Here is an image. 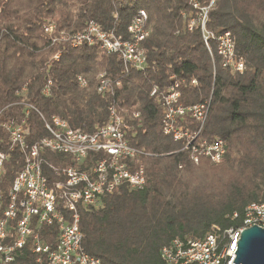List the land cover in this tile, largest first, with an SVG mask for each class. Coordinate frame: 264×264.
Wrapping results in <instances>:
<instances>
[{
    "label": "trees",
    "instance_id": "1",
    "mask_svg": "<svg viewBox=\"0 0 264 264\" xmlns=\"http://www.w3.org/2000/svg\"><path fill=\"white\" fill-rule=\"evenodd\" d=\"M210 1L200 0L203 6ZM138 10L146 12L149 29L141 43L143 70L124 73L118 55L96 46L52 45L43 31L53 23L56 32L72 34L95 22L127 38L125 29ZM191 16L195 12L187 0H0V121L25 118L30 145L46 136L35 110L45 119L58 116L71 128L92 133L107 123V109L114 104L130 129L129 145L149 154L142 161L141 190L121 187L94 206L78 207L83 247L101 264H163L160 250L171 240L203 238L212 225L239 227L245 206L264 201V0H214L208 11L209 30L231 33L235 51L245 61L241 74L221 67L214 44L210 58L199 28L187 29ZM102 74L120 82L112 97L97 92ZM172 77L180 84L182 104L211 99L200 138L225 142L219 164L201 158L196 167L183 142L162 134L161 105L150 92L157 88L159 97L165 94ZM46 86L47 95L42 93ZM26 104L35 110L25 117ZM180 124L190 131L198 128L187 116ZM9 147L0 129V150L8 154L0 219L6 192L23 167V153ZM45 158L55 165L71 163L67 155L47 152ZM39 233L44 244L54 246L55 225L41 226ZM13 256L9 264H48L29 244Z\"/></svg>",
    "mask_w": 264,
    "mask_h": 264
},
{
    "label": "built area",
    "instance_id": "2",
    "mask_svg": "<svg viewBox=\"0 0 264 264\" xmlns=\"http://www.w3.org/2000/svg\"><path fill=\"white\" fill-rule=\"evenodd\" d=\"M187 3L195 12V16L189 18L187 29L191 31L199 28L210 58L213 59L214 44L222 68L239 74L244 72L245 61L236 53L231 33H215L206 27L208 11L214 0L207 6L201 5L200 0H187ZM182 16H185L184 13ZM43 31L52 45L67 43L73 48L96 46L107 54L118 55L124 73L143 70L146 66L141 43L148 37L149 29L144 10H138L126 27L127 38L114 31H104L95 22H89L82 31L72 34L56 32L53 23L45 24ZM53 58L58 60L59 53ZM172 80L167 92L160 97L157 88L150 92V97L158 98L161 105L162 134L171 137L174 142H183V149L188 151L189 159L196 167L201 158L219 164L225 156V142L220 138L212 141L200 138L211 99L184 105L180 101V84L174 77ZM78 83L80 87L86 86L80 77ZM191 84L195 85L196 81L192 80ZM119 86L118 80H110L103 74L98 77V93H107L112 97ZM42 93L48 94V86ZM32 109L31 105L26 104L24 116ZM35 111L43 122L46 136L30 145L27 143L25 118L19 122L0 121V129L5 131L9 139V149H18L24 155L23 167L6 192L7 204L0 219V264L12 262L14 252L28 244L34 254L45 256L48 264H101L100 260L88 255L83 247L78 207L94 206L102 197L112 195L121 187L141 190L145 185L142 161L149 154L129 145L126 133L130 129L124 121L122 110L114 104L107 109V123L92 133L73 129L58 116L45 119L40 112ZM186 116L198 124L196 130L182 127L181 119ZM47 152L67 155L71 163L55 165L45 158ZM89 158L90 165L85 167ZM7 159L8 154L0 150V183ZM44 168L55 179L45 174ZM12 221L15 222L13 230L9 226ZM51 225L57 227L53 247L44 244L39 233L41 226ZM253 225L264 229V201L245 206L239 227L223 230L212 225L203 238L171 240L161 248L160 259L163 264H234L240 233Z\"/></svg>",
    "mask_w": 264,
    "mask_h": 264
},
{
    "label": "water",
    "instance_id": "3",
    "mask_svg": "<svg viewBox=\"0 0 264 264\" xmlns=\"http://www.w3.org/2000/svg\"><path fill=\"white\" fill-rule=\"evenodd\" d=\"M234 264H264V229L253 225L240 233Z\"/></svg>",
    "mask_w": 264,
    "mask_h": 264
},
{
    "label": "rangeland",
    "instance_id": "4",
    "mask_svg": "<svg viewBox=\"0 0 264 264\" xmlns=\"http://www.w3.org/2000/svg\"><path fill=\"white\" fill-rule=\"evenodd\" d=\"M57 237V236H56Z\"/></svg>",
    "mask_w": 264,
    "mask_h": 264
}]
</instances>
